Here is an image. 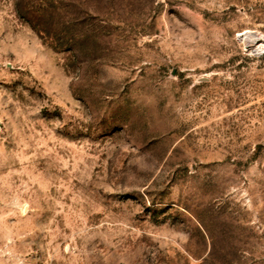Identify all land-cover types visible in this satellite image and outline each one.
Segmentation results:
<instances>
[{"label": "rangeland", "instance_id": "374dc122", "mask_svg": "<svg viewBox=\"0 0 264 264\" xmlns=\"http://www.w3.org/2000/svg\"><path fill=\"white\" fill-rule=\"evenodd\" d=\"M263 41L264 0H0V264H264Z\"/></svg>", "mask_w": 264, "mask_h": 264}, {"label": "bare ground", "instance_id": "6f19581e", "mask_svg": "<svg viewBox=\"0 0 264 264\" xmlns=\"http://www.w3.org/2000/svg\"><path fill=\"white\" fill-rule=\"evenodd\" d=\"M244 37H245V39H250V38H254L255 36L250 35V34H245ZM256 49L257 50H264V41L261 44H259Z\"/></svg>", "mask_w": 264, "mask_h": 264}]
</instances>
